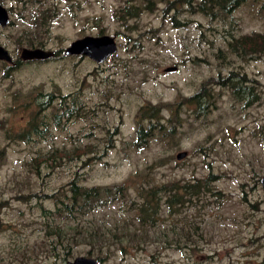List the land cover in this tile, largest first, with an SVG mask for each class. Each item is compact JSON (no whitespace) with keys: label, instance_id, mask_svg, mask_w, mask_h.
<instances>
[{"label":"rangeland","instance_id":"374dc122","mask_svg":"<svg viewBox=\"0 0 264 264\" xmlns=\"http://www.w3.org/2000/svg\"><path fill=\"white\" fill-rule=\"evenodd\" d=\"M171 1L0 0V264H264V0ZM102 34V62L64 55ZM202 82L199 110L178 103Z\"/></svg>","mask_w":264,"mask_h":264},{"label":"trees","instance_id":"16d2710c","mask_svg":"<svg viewBox=\"0 0 264 264\" xmlns=\"http://www.w3.org/2000/svg\"><path fill=\"white\" fill-rule=\"evenodd\" d=\"M243 1L244 0H198L195 4H193L192 0H175L174 2L171 1L169 3L167 9L170 8L175 9V5L173 4H177V5L185 4L190 11H198L205 15H214L219 12L222 13L231 12L236 6L241 4ZM145 10H149L148 5L145 6ZM139 11L140 10L138 9L137 6H125L123 8V11L119 12V16H115V17L118 18L119 20L123 17V15L125 16L132 15L136 17L139 14ZM171 19L174 22V25L177 26L178 22L175 20L174 16H171ZM40 45H43V43L41 42ZM260 51H262V48L259 49V52ZM57 53L59 52L58 51L54 52L55 55ZM240 80L241 81L244 80V76L232 71L228 75L218 76L215 80H213V83L219 86H225V85L236 84ZM206 83L207 82H202L195 91H193L188 96L183 97L182 100H180V102L178 103L181 105H185L192 110H199L201 106L210 98L209 88L207 87ZM45 97L47 98L43 102V104L45 105L43 109L47 108L53 101L51 95ZM28 101L29 102H26L23 107L30 105V99ZM142 107L144 108L143 111L145 112L154 111L153 105L149 103L145 104ZM68 111H70L68 110V108H62L61 113H67ZM33 112L34 113H32V115L31 114L28 115L27 120L25 121V123L28 125L34 122L35 119H38V113H39L38 109L33 110ZM35 115L37 116L36 118ZM58 116L60 117L63 115L60 114ZM58 116L57 115L55 116V121L58 119ZM31 127L29 129H31ZM92 201H94V199H92Z\"/></svg>","mask_w":264,"mask_h":264},{"label":"water","instance_id":"95a60500","mask_svg":"<svg viewBox=\"0 0 264 264\" xmlns=\"http://www.w3.org/2000/svg\"><path fill=\"white\" fill-rule=\"evenodd\" d=\"M7 22V14L4 7L0 4V25ZM115 51V40L112 36L102 35H85L69 42L63 49L64 55H82L87 56L93 61L100 63ZM53 55V52L41 48H21L19 57L22 60L44 59ZM0 60L9 61L6 50L0 46ZM166 67L164 70L173 69ZM186 155V151H178L175 158L180 160ZM261 186L264 190V172L260 178ZM65 264H98L95 259L87 256H76Z\"/></svg>","mask_w":264,"mask_h":264}]
</instances>
